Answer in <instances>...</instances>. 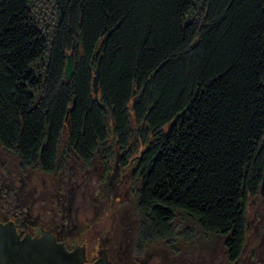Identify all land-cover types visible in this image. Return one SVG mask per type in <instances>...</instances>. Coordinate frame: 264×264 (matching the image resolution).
<instances>
[{
    "label": "trees",
    "instance_id": "obj_1",
    "mask_svg": "<svg viewBox=\"0 0 264 264\" xmlns=\"http://www.w3.org/2000/svg\"><path fill=\"white\" fill-rule=\"evenodd\" d=\"M134 121L137 239L238 258L264 208V0H0L3 150L54 170L129 144Z\"/></svg>",
    "mask_w": 264,
    "mask_h": 264
},
{
    "label": "rangeland",
    "instance_id": "obj_2",
    "mask_svg": "<svg viewBox=\"0 0 264 264\" xmlns=\"http://www.w3.org/2000/svg\"><path fill=\"white\" fill-rule=\"evenodd\" d=\"M141 125L138 126L136 121L130 123L131 138L128 139L129 144H127L129 147L124 144L119 145L116 141V143H111L105 147L106 150L100 148L101 151L97 152L98 149H96V153L87 158L84 157L89 161L87 162L88 165L94 164V166L84 172L85 175L82 176L81 182H76V188L70 184L69 177L67 182L60 180L64 174L62 171L49 177L42 174L40 169L32 172L31 169L33 168H29L26 164L24 170L21 171L19 169L21 164L17 156L6 152L0 147V190L8 181L13 182V185H15L20 178L27 175L24 177L27 181L26 186H33V190L37 189V196L40 197V205L33 208L29 206L28 214L36 216L46 212L49 216L62 220L63 218L60 216L63 213L61 205L55 202L50 204L46 191L51 190L54 185H56V188L60 186L70 190L72 188L73 196L70 201L71 209L67 213L66 229L69 232L73 224H76L74 227L77 229V234L80 235V240H86L87 250H94L93 259L99 252L98 244L105 241L109 246L119 250L121 264H264V208L258 203L251 206L255 217L251 219L252 222L249 225L252 226L251 231L253 233L248 229V232L251 233L246 235L243 250H238V258L235 259H232L228 246L218 240L217 237L214 239L204 236L205 238L202 239V236H197L195 237L197 239L192 241L180 236L181 238H177L172 244H168L166 241L145 242L141 240V237L137 239V234L140 231L138 223L140 211L136 191L139 190V187L132 190L131 186L134 183V178L132 176L126 178L119 185L103 186L102 183H99L103 178L99 179L93 171L104 174L101 160L104 159L103 155L107 154L109 156L113 150L115 152L112 157L121 160V167H123V160L131 162V165L137 163L139 153L145 147V145L138 142V135L143 127L146 128L144 123ZM108 165L111 169V163H108ZM121 167L118 168L121 169ZM130 171H132L131 168ZM94 177H97L98 181L94 182L92 180ZM137 181L139 185L143 184L141 177H138ZM116 182H120V179ZM97 186L101 187L97 189ZM263 190L261 185L260 193L256 197L259 198V201L264 198ZM117 196H120L121 200H117ZM13 199L6 192V189L0 193V205H10L9 207L14 210L12 215L14 213L20 214L21 210H17L14 205H11ZM67 201H69L68 197ZM99 201L101 202L100 206L97 205ZM88 220L92 222L91 227L87 226L86 222ZM47 226L49 225L47 224ZM184 226L182 229H185Z\"/></svg>",
    "mask_w": 264,
    "mask_h": 264
},
{
    "label": "flooded vegetation",
    "instance_id": "obj_3",
    "mask_svg": "<svg viewBox=\"0 0 264 264\" xmlns=\"http://www.w3.org/2000/svg\"><path fill=\"white\" fill-rule=\"evenodd\" d=\"M118 149L120 148L118 147ZM146 149L147 148L145 145L144 149H142L139 153V159H137L136 161L137 163H135L134 165H131V162H127V160L122 159L123 167H121V160L113 159L114 157L112 156L114 155V150H111L112 152L109 156L107 154L103 155L104 159L102 158L101 161L103 162L102 166L104 169V174H102V172L101 174H98L96 171H93L95 176H98L99 179L103 178V180L101 179L99 183H102L103 186L119 185L122 183L123 180L132 176V178H134V183L131 188L132 190H135L137 187H139L137 180L140 175L137 173L136 169L138 168V162H140L139 160H141L140 158L144 154ZM104 150H106V148ZM100 151L101 150L98 149L97 152ZM61 153L62 158L59 160L60 165H58L54 170H43L40 167H36L35 165H30L28 167L33 168L31 169L32 172L38 171L37 169H40L42 174L47 175L49 177L56 175V173H58L59 171H62L64 174L61 176L60 180H65L67 182V179L69 177L70 184L74 188H76V182H81L82 176L85 175L84 172H86V170L88 171L89 168H93L94 164L88 165L87 162L89 161L75 151L66 150ZM18 161L21 164L19 165V169L23 171L25 164H23V162L19 159ZM108 163H111V169ZM106 166L108 167L106 168ZM119 166L121 167V169L118 168ZM130 168L132 171H130ZM118 172L119 175L117 174ZM26 176L27 175H24L23 178H20L19 182L15 185H13V182L8 181L5 186L2 187V189L0 190L1 193L6 189V192L14 198L11 201V205H14L17 210H21L20 214L14 213L12 215L14 210L9 207L10 205H0V221H5L13 224L16 228V231H18L22 238L26 237V235H30L34 239L43 237H49L51 239H54L55 241H57L58 244H63L67 251L77 252L78 256L80 258H83V264H94L97 262L101 264H121L122 260L120 258L119 250L112 246H109L105 243V241L100 242L98 244L99 252L94 256V259H90L88 255V250L86 248V240H80V235L77 234V229L74 227L76 226V224H73V226L70 225L72 226V229L69 232L66 229L67 226L65 224L66 222H68L67 213H69L71 209L70 201L73 196L72 188L71 190L69 188L65 189L61 186L59 188H56V185H54L51 190L46 191V194H48L49 196L48 200L50 204L55 202L61 205L63 213H61L60 216L63 218L62 220L54 216H49L46 212L37 214L36 216H32V214L29 215L28 207H38L40 205V197L37 196V189L33 190V186H31L30 184L29 185L31 187L26 186L27 181L24 178ZM96 178L97 177H94L92 178V180L94 182L96 180L98 181V179ZM119 179L120 182H116V180L119 181ZM61 183L63 184V182ZM99 187L97 186V189H99ZM137 191L136 193L138 197L139 192ZM67 197L69 198V201H67ZM117 197V200H121L120 196ZM100 203L101 202L99 201L97 205L100 206ZM86 223L88 227H91L90 224L92 225V222L90 220H88V222ZM47 224L49 226L46 227Z\"/></svg>",
    "mask_w": 264,
    "mask_h": 264
},
{
    "label": "water",
    "instance_id": "obj_4",
    "mask_svg": "<svg viewBox=\"0 0 264 264\" xmlns=\"http://www.w3.org/2000/svg\"><path fill=\"white\" fill-rule=\"evenodd\" d=\"M67 62L68 63L66 66L65 73L66 78L69 79L72 75L74 67V52L68 56ZM97 81L98 72L96 70V76L94 78L95 87H97ZM262 187L264 189V181ZM0 227L7 229L11 233L12 237L16 241H18L20 245H25L26 242L31 243L33 241L41 239H34L30 235H26V237L22 238L18 231H16L15 226L11 223H2L0 221ZM48 240L54 242L55 249L63 250V254H59L57 252H40L34 249H30L26 246L9 247L4 253L0 254V264H69L67 257H73V260L70 262V264H83V258H80L77 252L67 251L63 244H58L57 241H55L54 239L48 237ZM93 252L94 250H88V255L90 259H93Z\"/></svg>",
    "mask_w": 264,
    "mask_h": 264
},
{
    "label": "snow or ice",
    "instance_id": "obj_5",
    "mask_svg": "<svg viewBox=\"0 0 264 264\" xmlns=\"http://www.w3.org/2000/svg\"><path fill=\"white\" fill-rule=\"evenodd\" d=\"M25 246L40 252H57L59 254H63V250L55 249L54 242L49 241L47 237H43L31 243L26 242L25 245H20L18 241L12 237L11 233L7 229L0 227V254L4 253L9 247ZM67 260L70 264V262L73 260V257H67Z\"/></svg>",
    "mask_w": 264,
    "mask_h": 264
}]
</instances>
